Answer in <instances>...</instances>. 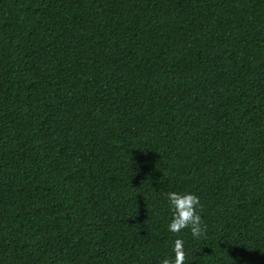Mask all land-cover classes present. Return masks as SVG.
<instances>
[{
    "label": "trees",
    "instance_id": "obj_1",
    "mask_svg": "<svg viewBox=\"0 0 264 264\" xmlns=\"http://www.w3.org/2000/svg\"><path fill=\"white\" fill-rule=\"evenodd\" d=\"M178 239L264 264V0H0V264H175Z\"/></svg>",
    "mask_w": 264,
    "mask_h": 264
},
{
    "label": "clouds",
    "instance_id": "obj_2",
    "mask_svg": "<svg viewBox=\"0 0 264 264\" xmlns=\"http://www.w3.org/2000/svg\"><path fill=\"white\" fill-rule=\"evenodd\" d=\"M168 200L173 210V219L169 224L172 232H180L182 229L190 228L193 236L199 237L203 227L201 217L198 214L200 207L199 197L192 193L170 192ZM174 252L176 254L175 264H184L185 251L184 241L176 240ZM162 264H172L169 259L163 260Z\"/></svg>",
    "mask_w": 264,
    "mask_h": 264
}]
</instances>
